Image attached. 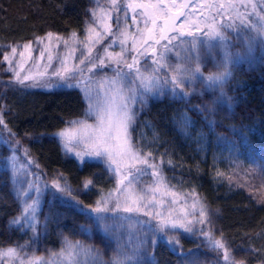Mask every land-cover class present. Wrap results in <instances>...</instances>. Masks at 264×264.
<instances>
[{
    "label": "trees",
    "instance_id": "16d2710c",
    "mask_svg": "<svg viewBox=\"0 0 264 264\" xmlns=\"http://www.w3.org/2000/svg\"><path fill=\"white\" fill-rule=\"evenodd\" d=\"M99 4L0 0V250L19 245L20 256L44 261L71 242L91 249L92 257L98 254V264L114 258L124 264H233L224 260L227 250L234 264H264V50L247 54L242 39L219 22L214 27L228 36L223 43L208 34L211 23L191 35H181L187 33L182 25L145 34L140 48L149 52L141 63L160 82L133 106L130 138L147 162L140 177L130 173L123 183L134 181L145 199L147 188L159 184L160 196L197 207L186 225L164 226L154 213L118 208L119 179L106 161H83L66 150L59 133L89 120L80 87L18 85L7 70L5 57L14 47L48 36H85ZM168 37L177 39L169 43ZM237 51L244 53L239 61ZM159 53H166V62L160 63ZM226 54L230 75L222 85L209 86V75L225 71ZM197 67V78L189 79L186 70ZM15 161L27 164L44 184L33 226L12 223L25 210ZM123 216L138 220L140 238H149L138 255L124 243ZM213 239L226 248L213 251ZM1 259L2 254L4 264Z\"/></svg>",
    "mask_w": 264,
    "mask_h": 264
},
{
    "label": "rangeland",
    "instance_id": "374dc122",
    "mask_svg": "<svg viewBox=\"0 0 264 264\" xmlns=\"http://www.w3.org/2000/svg\"><path fill=\"white\" fill-rule=\"evenodd\" d=\"M99 1L94 22L85 36L76 35L69 39L48 36L36 43L12 48L6 56V64L7 70L14 75L13 81L18 85L34 87L43 84L50 87L71 84L80 87L88 101L91 99L93 103L97 99L103 101L116 97L118 103L127 104V110L132 115L135 102L150 93L160 82L158 77L149 73V67L141 63L149 48H140V45L151 28H155L157 36L161 34V29L163 32H172L180 30L182 25L183 30L188 33L195 28L203 29V25L207 23L214 26L219 22L230 33H236L242 39L247 54L257 48L264 50V37H257L255 32H249L246 27L257 21L264 12V0H116L115 5L111 0ZM219 16L220 21H217ZM128 28L134 29L130 31L132 29ZM250 37L256 38L250 40ZM236 53L238 56L235 58L239 61L244 53ZM166 57V53H159L157 58L163 63L166 62ZM101 60L103 64L100 63ZM128 65H132V68ZM148 87L151 88L150 91L146 90ZM100 130L97 109L93 108L89 109V120H83L64 130L66 134L60 138L71 154L83 161H106L110 169L116 172L121 196L118 208L129 212L154 213L163 219L164 226L186 225L191 213L198 211L197 207L189 203L179 204L170 195L160 196L164 189L159 184L147 188L151 192L150 197L145 199L144 192H138L133 184L123 183L130 173L134 177H140L142 172L139 169L146 163H143L142 156L134 150L131 141L132 151L126 155H121L113 148L111 159L107 154L97 156L96 138ZM109 143L117 144L118 141L113 139ZM14 167L17 183L24 194L25 209L27 208V214L24 210L20 222L25 226H33V209L35 215L36 210L42 206L44 184L33 175L27 164L15 161ZM148 169L150 170V166ZM161 197H169L170 203L163 202ZM28 205L32 207L28 208ZM121 220L123 223L120 226L127 232L124 243L133 254L138 255L149 238L146 234L140 238L139 225L142 224L138 220L129 221L124 216ZM129 254L130 251L124 254L127 259H130ZM69 255L74 261H80V264H92L79 247H74L71 253L65 251L63 255L44 261L28 259L18 252L11 255L4 252L1 261L4 264H68Z\"/></svg>",
    "mask_w": 264,
    "mask_h": 264
},
{
    "label": "snow or ice",
    "instance_id": "6c2138e0",
    "mask_svg": "<svg viewBox=\"0 0 264 264\" xmlns=\"http://www.w3.org/2000/svg\"><path fill=\"white\" fill-rule=\"evenodd\" d=\"M112 4H116V0H111ZM95 15V13H93ZM249 30V32H255L257 37H264V12L259 16V19L255 22H251L246 26ZM163 31V29H161ZM210 36L214 34L216 38L219 39L221 43L225 42L228 39V36L223 33L222 30H217L214 26H210V31L208 33ZM51 35V33H49ZM181 35H191V33H181ZM164 38V37H161ZM256 37H250V40L255 39ZM173 39H177V37H168L169 43ZM264 42V41H262ZM193 47L196 45V41L190 42ZM209 48H211V45H209ZM13 52H15V49H13ZM7 59V57H5ZM229 62V57L226 54L225 55V61H224V67L225 71L217 74V75H209L206 78V81L208 82L209 86L220 84L222 85L224 81L227 79V77L230 75V73L227 71V64ZM83 63V61H81ZM101 64H103V60L100 61ZM128 67L131 69L132 65H128ZM139 71V70H137ZM197 73H199V67L193 69H187L186 75L189 79H195L197 78ZM119 76L120 73H117ZM24 79H28V77H24ZM176 83L177 81H173ZM22 83V81H21ZM115 83V82H114ZM68 87H72L71 84H68ZM146 90L150 91L151 88L148 87ZM97 109V118L99 121V124L101 125L100 134L96 138V150L95 154L97 156H102L107 154L108 158H112V149H117L121 155H126L128 152L132 151V145H131V138L130 134L128 133V128L130 127V121L132 120V115L127 110V104L126 103H118L116 97H112L110 99H105L103 101L97 99L95 103L89 100V109ZM115 133V135H113ZM66 134L65 131H62L59 133L60 136H64ZM113 139L117 140V144H110L109 142ZM145 163L147 161H144ZM151 166V165H150ZM155 175V173H153ZM134 181H129V185H131ZM90 183V181L85 183V187H87V184ZM31 205H28V208H31ZM105 209L97 208L95 211L101 212ZM130 210V209H126ZM34 209H33V215L32 219H35L34 215ZM25 213L27 214V208L25 209ZM104 217H97V220H103ZM20 218L12 221V223L16 224L19 223ZM175 227V225H173ZM155 243V241H153ZM212 250L218 251L219 249H225L226 246L221 240H210ZM76 245H79V242H76ZM18 249H21V246L17 245L16 247H10L7 250H0V254H4L6 251L7 254H15ZM74 250V246L71 244V242L67 243V249L62 250L61 255L64 254L65 251H68L71 253ZM81 252H83L84 256L89 258L92 262V264H98V254L96 257L91 256V249H81ZM76 255H79L77 253ZM23 259V258H22ZM224 260L229 261L233 260L234 264V258L230 256V253L225 250L224 252ZM68 264H80V261H74L73 257L69 255L68 257ZM99 264H102V262H99ZM111 264H124L123 260H119L114 258L111 262ZM242 264V262H241Z\"/></svg>",
    "mask_w": 264,
    "mask_h": 264
}]
</instances>
